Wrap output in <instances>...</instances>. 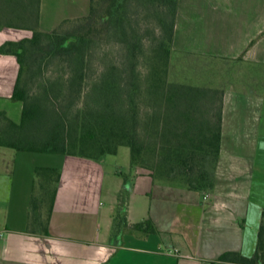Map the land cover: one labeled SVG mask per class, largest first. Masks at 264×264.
Segmentation results:
<instances>
[{
    "label": "crops",
    "instance_id": "0c3cea01",
    "mask_svg": "<svg viewBox=\"0 0 264 264\" xmlns=\"http://www.w3.org/2000/svg\"><path fill=\"white\" fill-rule=\"evenodd\" d=\"M2 28L0 44L18 40ZM183 59L234 70L222 85L205 84L223 94L213 187L193 189L131 165L126 176L113 173L103 156L0 146V264H239L219 256L254 253L264 224V0H178L168 76ZM18 70L14 54L0 53V110L16 122ZM37 166L61 171L47 233L30 228ZM104 189L110 207L102 213ZM116 212L124 215L119 230ZM147 218L156 231L131 228Z\"/></svg>",
    "mask_w": 264,
    "mask_h": 264
},
{
    "label": "trees",
    "instance_id": "16d2710c",
    "mask_svg": "<svg viewBox=\"0 0 264 264\" xmlns=\"http://www.w3.org/2000/svg\"><path fill=\"white\" fill-rule=\"evenodd\" d=\"M155 8L160 31L148 51H142L138 21L132 18L130 0H88V12L63 19L51 32L40 28L41 0H0V28L28 29L30 36L5 40L0 53L14 54L19 70L12 98L22 101L19 122L0 110V146L16 150L74 154L99 158L129 147L130 164L143 168L154 178H183L188 187L201 190L214 185L220 154L222 91L207 85L169 80L174 21L178 0H138ZM70 37L66 46L63 36ZM115 37L129 44L125 55L129 62L104 73L92 85V100L71 112H57L38 96L31 98L26 73L35 51L46 39L54 52L89 46L95 39ZM67 38V37H66ZM140 49L147 73L137 79L132 70L134 51ZM123 62V63H125ZM117 69V70H116ZM96 93V94H95ZM48 96V94H46ZM95 95V97H94ZM149 111L142 114L141 106ZM38 181L30 197V225L45 233L54 204L61 171L58 167L37 166ZM124 215L119 213L114 227L121 229ZM132 229L144 233L156 231L150 218L133 223ZM219 260L239 264H264V224L260 223L256 249L250 256L226 251Z\"/></svg>",
    "mask_w": 264,
    "mask_h": 264
},
{
    "label": "rangeland",
    "instance_id": "374dc122",
    "mask_svg": "<svg viewBox=\"0 0 264 264\" xmlns=\"http://www.w3.org/2000/svg\"><path fill=\"white\" fill-rule=\"evenodd\" d=\"M88 4V0H42L40 28L43 31L51 32L63 19L86 14ZM130 4L132 18L138 21L142 51L146 52L160 31L155 8L150 3L144 5V2H138V0H130ZM68 26L59 30L57 34L52 33L54 34L53 45L57 44L55 36H63L62 40H65L63 44L70 45V37L65 32L69 29ZM1 30V34L6 38L17 37L20 39L31 35V31L28 29L4 27ZM128 45L115 37L109 39L98 37L89 46L74 48L71 45L67 51L54 52L50 49L49 39L48 41L45 39L43 47L35 51L36 53L30 61V69L25 76L28 93L31 94V98L38 96L57 112L73 113L82 108L84 103H89L92 100L94 94V91L91 90L92 85L94 82H99L105 72L114 67L120 69L126 66L129 69L131 61L125 62V55L130 53L126 50ZM142 51L135 50V58L132 61L134 63L132 70L138 80H141L147 73V65L144 63ZM181 61L183 63L180 64V68L178 67L177 73L171 71L172 74H169V80L193 85H222L234 75V70L231 67H224L215 60L195 59L193 64H187L185 59ZM141 111L142 114L149 111L148 106L142 105ZM102 164L106 171L114 173L119 168L124 176L128 175L129 165H131L129 147L122 145L117 153L103 155ZM134 168L138 171L143 170L138 166H134ZM163 180L188 186L181 177L173 181ZM109 207V194L104 189L100 197L102 213ZM118 213H115L116 217Z\"/></svg>",
    "mask_w": 264,
    "mask_h": 264
}]
</instances>
